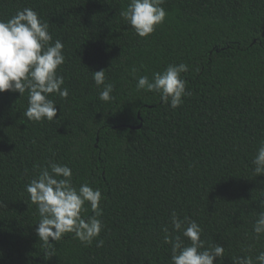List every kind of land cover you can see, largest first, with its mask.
<instances>
[{
	"label": "trees",
	"instance_id": "16d2710c",
	"mask_svg": "<svg viewBox=\"0 0 264 264\" xmlns=\"http://www.w3.org/2000/svg\"><path fill=\"white\" fill-rule=\"evenodd\" d=\"M128 2L0 0V20L31 8L49 24L69 90L49 96L57 116L40 122L24 115L27 91L0 93V264H171L165 236L190 243L173 230V213L200 225L205 247L224 246L214 264L242 255L258 264L264 235L252 225L264 211V174L252 160L264 141V0H165L164 22L145 38L120 16ZM181 62L189 94L179 107L137 90L139 76ZM100 69L111 102L98 99ZM49 160L72 169L74 186L100 189L103 212L91 245L66 233L45 259L26 185Z\"/></svg>",
	"mask_w": 264,
	"mask_h": 264
},
{
	"label": "clouds",
	"instance_id": "9594fccd",
	"mask_svg": "<svg viewBox=\"0 0 264 264\" xmlns=\"http://www.w3.org/2000/svg\"><path fill=\"white\" fill-rule=\"evenodd\" d=\"M165 0H129L120 16L141 38L150 36L156 26L164 22L167 15L162 7ZM64 45L60 40L52 42L49 24L31 8L18 10L7 21L0 20V93L18 92L23 96L28 92V106L24 112L30 121H52L57 116L56 102L49 96L56 94L66 99L69 95L64 85V77L57 74L59 66L64 64ZM185 63L168 64L163 71L154 72L152 78L142 75L137 78V90L158 93L160 101L175 109L183 103L186 81L181 74L187 72ZM92 79L102 90L98 99L111 102L114 86L106 82L104 69L93 71ZM254 172L264 174V141L260 142L253 157ZM35 178L26 185L29 199L37 208L39 220L35 228L36 235L43 242L44 258L55 255L54 243L60 241L66 233H72L84 245H91L101 232L102 216L100 189L88 183L78 187L72 183V169L49 160L45 166H38ZM89 205L92 215L86 218L82 213ZM264 208V200L260 201ZM0 207L6 204L0 202ZM171 225L175 232H182L190 242L187 245L180 235L174 241L167 235L165 242L170 243L171 264H214L216 258H223L224 246L221 244L204 246L201 240L202 228L188 217L180 219L175 213L171 216ZM252 231L259 238L264 235V211L259 212L252 225ZM167 232V229H165ZM51 241V242H50ZM103 239L96 246L103 245ZM258 264H264V251L255 256ZM233 264H254L250 255L235 256Z\"/></svg>",
	"mask_w": 264,
	"mask_h": 264
}]
</instances>
